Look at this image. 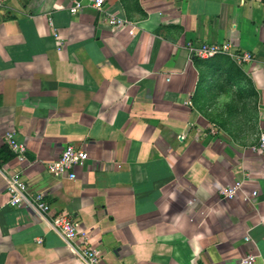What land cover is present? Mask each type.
Segmentation results:
<instances>
[{
	"label": "crops",
	"instance_id": "obj_1",
	"mask_svg": "<svg viewBox=\"0 0 264 264\" xmlns=\"http://www.w3.org/2000/svg\"><path fill=\"white\" fill-rule=\"evenodd\" d=\"M74 1L0 0V170L51 207L11 206L0 174V264H86L50 226L61 213L100 264H264V0ZM67 145L88 154L75 179L46 170Z\"/></svg>",
	"mask_w": 264,
	"mask_h": 264
},
{
	"label": "built area",
	"instance_id": "obj_2",
	"mask_svg": "<svg viewBox=\"0 0 264 264\" xmlns=\"http://www.w3.org/2000/svg\"><path fill=\"white\" fill-rule=\"evenodd\" d=\"M83 1L84 0H75L70 11L72 13L80 11L83 8ZM86 1L96 10L101 11L104 9L105 0ZM108 23L119 26L124 24V21L118 17L111 16L108 19ZM189 51L193 57L202 60H209L223 55L229 56L238 64H248L254 60L251 53L231 51L229 44H201L199 46L189 45ZM3 142L13 157H15L19 162L24 161L26 146L19 141L14 131H7L4 134ZM257 149L260 153H264V132H261L258 135ZM87 159L88 154L83 149L77 148L73 145H67L57 160L47 163L46 170L50 175L55 177H68L70 179H75V167L82 166ZM0 174L6 182L8 203L11 206L23 207L41 216L42 218H45V216L51 211V207L45 200L44 194L38 192L30 193L28 191L27 183L22 179L19 172L8 174L0 170ZM238 189L239 185L236 184L224 187L221 189V193L225 197L231 198L234 197ZM50 226L67 245L75 250L76 255L86 264H100L101 252L89 244L86 235L78 229V225L68 214L61 213L54 216L50 221ZM77 241H79V245L75 246ZM256 258L257 257L254 255H248L245 258H242L237 264H254Z\"/></svg>",
	"mask_w": 264,
	"mask_h": 264
}]
</instances>
